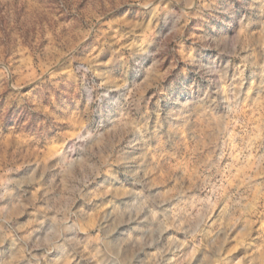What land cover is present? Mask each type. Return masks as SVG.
Here are the masks:
<instances>
[{
  "label": "rangeland",
  "instance_id": "obj_1",
  "mask_svg": "<svg viewBox=\"0 0 264 264\" xmlns=\"http://www.w3.org/2000/svg\"><path fill=\"white\" fill-rule=\"evenodd\" d=\"M0 264H264V0H0Z\"/></svg>",
  "mask_w": 264,
  "mask_h": 264
}]
</instances>
